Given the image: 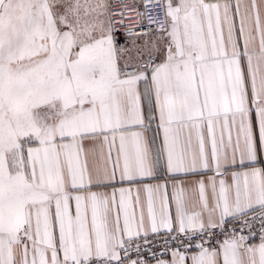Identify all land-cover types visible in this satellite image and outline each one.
<instances>
[{"label":"snow or ice","instance_id":"obj_1","mask_svg":"<svg viewBox=\"0 0 264 264\" xmlns=\"http://www.w3.org/2000/svg\"><path fill=\"white\" fill-rule=\"evenodd\" d=\"M0 264H264V0H0Z\"/></svg>","mask_w":264,"mask_h":264}]
</instances>
